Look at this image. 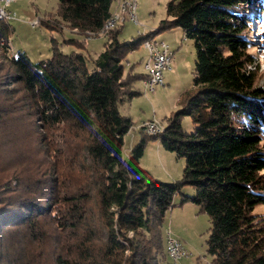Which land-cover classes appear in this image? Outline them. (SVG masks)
I'll return each mask as SVG.
<instances>
[{
	"label": "trees",
	"instance_id": "trees-1",
	"mask_svg": "<svg viewBox=\"0 0 264 264\" xmlns=\"http://www.w3.org/2000/svg\"><path fill=\"white\" fill-rule=\"evenodd\" d=\"M113 1L57 0L56 18L36 20L98 34ZM262 2L165 0L156 26L119 39L117 23L93 56L75 37L63 38L69 52L51 37L36 60L10 50L0 18V264H158L164 212L189 183L179 200L208 217L209 263L264 264V214L252 211L264 203V87L249 37ZM169 25L193 41L192 89L123 153L132 123L116 107L145 77L125 54ZM147 136L183 157L179 179L139 165Z\"/></svg>",
	"mask_w": 264,
	"mask_h": 264
},
{
	"label": "rangeland",
	"instance_id": "rangeland-1",
	"mask_svg": "<svg viewBox=\"0 0 264 264\" xmlns=\"http://www.w3.org/2000/svg\"><path fill=\"white\" fill-rule=\"evenodd\" d=\"M135 3L134 16L136 20L128 19L123 16L120 22L118 37L124 39L144 29L148 30L156 26L159 19L163 18L165 0H133ZM57 0H13L7 5L15 13V17L7 20L12 25V30L7 34L9 39V48L13 52L16 50H25L30 60H36L38 57L48 56L50 54L51 37L56 41L61 51L69 52L77 49L71 43H65L63 38L75 37L77 40L85 43L86 48L80 49L84 53L94 55L102 49L101 42L104 34H93L92 32L79 33L69 29L64 25L61 29H52L46 27L36 18L57 17ZM113 4V3H112ZM114 6V4H113ZM260 10L257 14V20H253L250 14V38H252L255 47L254 58L257 59L258 69L262 72L259 82L264 87V5L260 4ZM36 20V23H32ZM116 23V24H117ZM154 40L166 42L172 49L170 55L169 69L163 71V84H159L153 90L144 88L141 80H135L133 86L139 93L133 94L130 100L119 102L117 110L127 114L131 118V127L122 135L123 143L121 150L126 153L127 148L139 138V129L136 124L139 120L154 118L157 122H164L167 114L173 107L179 105V99L185 91L192 89V70L194 62V46L190 37H185L182 29L178 26H171L156 31L153 35ZM146 48L140 43L135 49H131L125 58L133 62V70L144 72L143 61ZM186 113L179 121L185 131H191L194 123ZM143 152L138 159L139 165L150 171L155 176L164 181H172L180 178L184 161L183 157L177 156L175 152L162 147L158 138L146 137ZM179 192L171 199L173 206L164 212V220L160 226L162 233V250L165 254V232L169 230L171 236L176 237L186 248V256L178 259L177 264H210V255L206 253L205 237H207L208 217L202 212L199 204L191 200L180 201L181 195L194 193V187L189 184H182ZM254 213L264 214V203H257L252 209ZM167 256V255H166ZM167 260V261H166ZM158 264H171L169 258L160 260Z\"/></svg>",
	"mask_w": 264,
	"mask_h": 264
},
{
	"label": "built area",
	"instance_id": "built-area-1",
	"mask_svg": "<svg viewBox=\"0 0 264 264\" xmlns=\"http://www.w3.org/2000/svg\"><path fill=\"white\" fill-rule=\"evenodd\" d=\"M10 1L12 2L13 0H0V18L3 20L15 17V13L10 8H7ZM113 4L112 10L107 19L103 21L102 28H100L98 34L106 33V30L115 26L117 22H120L123 16L133 21L136 20V16H134L135 3L133 0H114ZM32 23H36V20ZM142 43L146 48V52L142 67L145 77L142 78L141 83H143L144 88H147V90H153L159 84H163V71L169 69L172 49L169 48L166 42L160 39H143ZM163 126L164 123H159L154 118H146L139 120L135 127L145 133L153 134L160 132ZM163 242L165 243V255H167L171 264H177L179 258L187 255L185 252L186 248L182 242L178 238L171 236L169 230H166Z\"/></svg>",
	"mask_w": 264,
	"mask_h": 264
}]
</instances>
